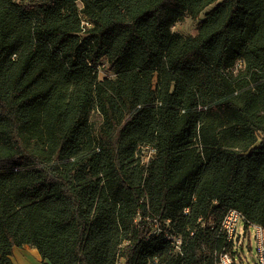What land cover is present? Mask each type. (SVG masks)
Listing matches in <instances>:
<instances>
[{"label": "trees", "instance_id": "1", "mask_svg": "<svg viewBox=\"0 0 264 264\" xmlns=\"http://www.w3.org/2000/svg\"><path fill=\"white\" fill-rule=\"evenodd\" d=\"M230 209L264 226V0H0V264H216Z\"/></svg>", "mask_w": 264, "mask_h": 264}, {"label": "built area", "instance_id": "2", "mask_svg": "<svg viewBox=\"0 0 264 264\" xmlns=\"http://www.w3.org/2000/svg\"><path fill=\"white\" fill-rule=\"evenodd\" d=\"M148 154L152 155L153 150L151 147L146 146ZM185 212H188L186 209ZM245 217L237 209H230L224 216L221 228L225 232L228 241H235L237 236L243 235L245 232L244 224ZM242 228V232L240 233V229ZM250 231L254 237L256 254L254 256L255 264H264V226L255 224L250 227ZM175 245L179 247L182 243L181 237H174ZM216 264H237L236 257H234L230 252L223 251L219 254V258Z\"/></svg>", "mask_w": 264, "mask_h": 264}, {"label": "rangeland", "instance_id": "3", "mask_svg": "<svg viewBox=\"0 0 264 264\" xmlns=\"http://www.w3.org/2000/svg\"><path fill=\"white\" fill-rule=\"evenodd\" d=\"M174 31L182 33L184 35H191L195 33V23L190 18H185L182 22L178 23L174 27ZM240 233L242 232V228L239 230ZM237 238H239V241H243L244 249L242 252H240V256H236V262L237 264H255L253 261L252 263L249 262V258L252 259V256L256 254V248H255V241L254 237L251 233L249 237H242V235H238ZM252 249V250H250Z\"/></svg>", "mask_w": 264, "mask_h": 264}, {"label": "crops", "instance_id": "4", "mask_svg": "<svg viewBox=\"0 0 264 264\" xmlns=\"http://www.w3.org/2000/svg\"><path fill=\"white\" fill-rule=\"evenodd\" d=\"M12 259L14 264H44L39 251L29 245L14 247Z\"/></svg>", "mask_w": 264, "mask_h": 264}]
</instances>
